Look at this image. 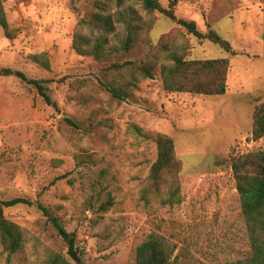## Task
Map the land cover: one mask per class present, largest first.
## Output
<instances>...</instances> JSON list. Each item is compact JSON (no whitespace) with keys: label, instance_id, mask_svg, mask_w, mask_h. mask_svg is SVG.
<instances>
[{"label":"rangeland","instance_id":"rangeland-1","mask_svg":"<svg viewBox=\"0 0 264 264\" xmlns=\"http://www.w3.org/2000/svg\"><path fill=\"white\" fill-rule=\"evenodd\" d=\"M103 1L3 0L11 35L0 28V197H25L34 205L0 204V215L24 233L23 247L13 256L0 238V264H44L51 253L72 264H137V247L151 234L169 241L171 264H235L249 258L250 234L231 158L264 149V137L251 138L255 106L264 101V0L178 1V18L196 21L202 31L215 29L231 42L232 54L161 13L132 54H80L75 35L99 34L90 22L100 25L98 19L112 16L116 33L107 47L123 35L126 22H115L116 14L128 11ZM130 5L147 18L142 0ZM170 34L172 41L184 42L187 59L230 58L226 94L167 91L162 58L154 78L140 81L124 100L102 84L117 77L108 70L112 63L141 60L149 43L157 45ZM43 52L50 56V70L31 59ZM7 69L45 80L56 107L34 85L5 74ZM160 133L174 138L182 162L183 200L172 206L141 199ZM109 196L114 205L101 211ZM40 206L76 234L73 250Z\"/></svg>","mask_w":264,"mask_h":264},{"label":"trees","instance_id":"trees-1","mask_svg":"<svg viewBox=\"0 0 264 264\" xmlns=\"http://www.w3.org/2000/svg\"><path fill=\"white\" fill-rule=\"evenodd\" d=\"M133 0H104L111 2L121 11L126 9L128 14L117 12L115 22H126V27L118 44L109 45V36L116 33V23L112 16L102 19L101 24H93L92 30L98 29V36L90 39L79 33L75 35L73 46L78 53L94 55L102 58L112 52H121L130 55L138 44L145 41V36L151 31L155 23V14L161 13L166 17L177 21L188 34L197 37L200 41H210L219 45L227 53H234L231 42L218 31L209 28L207 31L199 29L196 21L178 18L176 7L179 0H170L168 7L162 5L159 0H142L143 8L147 12V18L137 16V12L131 7ZM119 13V15H118ZM97 17H101L97 15ZM85 22L81 19L79 23ZM0 28H3L8 37L11 35L10 25L3 0H0ZM172 35H167L157 45L150 44L147 55L141 59H128L122 63H112L108 70L115 71L117 77L109 83L102 84L112 92L115 98L124 100L128 98L133 89L143 79L154 78V68L163 59L162 78L164 87L170 92L194 93L204 96H221L226 94L228 87V74L231 66L229 57L187 59L184 42L172 41ZM31 59L51 69V60L48 52L33 54ZM169 60L170 64L165 61ZM7 75H15L27 84L34 85L47 103L56 107L45 80L29 78L21 70L7 69ZM73 126H78L77 121L68 119ZM264 137V101L255 106L251 138L258 141ZM157 158L150 167L141 189V199L150 203L160 199L164 205L179 204L183 200L180 173L182 162L177 156L175 140L171 135L160 133L156 137ZM231 166L236 180L237 190L241 197L242 213L245 217L252 246V255L238 261L235 264H264V149H258L231 158ZM0 204L5 207H13L19 204L34 205V202L25 197L2 199ZM114 205V198L109 196L106 202L100 205L101 211H107ZM44 214L53 222L59 234L63 237L70 249L76 247L77 236L69 232L60 219L54 216L51 210L40 206ZM0 238L8 251L13 256L23 247L24 233L21 226L0 215ZM174 249L166 237L159 234H151L136 250L137 264H171V256ZM44 264H72L63 254L51 253Z\"/></svg>","mask_w":264,"mask_h":264},{"label":"water","instance_id":"water-1","mask_svg":"<svg viewBox=\"0 0 264 264\" xmlns=\"http://www.w3.org/2000/svg\"><path fill=\"white\" fill-rule=\"evenodd\" d=\"M70 254L73 256V258H74L75 260L78 261V259H77V257H76V251H70Z\"/></svg>","mask_w":264,"mask_h":264}]
</instances>
